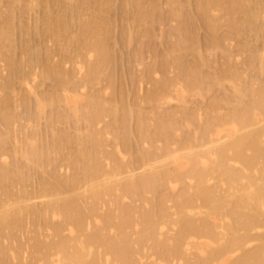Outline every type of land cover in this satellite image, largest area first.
I'll return each mask as SVG.
<instances>
[{"label":"bare ground","instance_id":"bare-ground-1","mask_svg":"<svg viewBox=\"0 0 264 264\" xmlns=\"http://www.w3.org/2000/svg\"><path fill=\"white\" fill-rule=\"evenodd\" d=\"M191 1L166 0L164 11L163 0H0V264H264V0ZM116 3L120 40L139 41L130 60L144 65L126 96L150 82V110L127 103L111 77ZM172 20L164 52L149 47L144 64L143 38ZM236 38L249 52L241 67ZM102 74L110 99L92 89ZM189 96L203 99L187 108ZM34 175L33 191L20 185ZM27 225L24 248L15 232Z\"/></svg>","mask_w":264,"mask_h":264},{"label":"rangeland","instance_id":"rangeland-1","mask_svg":"<svg viewBox=\"0 0 264 264\" xmlns=\"http://www.w3.org/2000/svg\"><path fill=\"white\" fill-rule=\"evenodd\" d=\"M117 1H119V0H117ZM116 0H115V2H117ZM164 2V4L162 5L163 6V10L165 11V9H168V6H167V4H165V1L166 0H163ZM194 1V0H193ZM193 1H191V2H193ZM114 4V3H113ZM112 5V4H111ZM117 5V3L115 4V6L113 5L112 6V15H113V19L115 20V23H116V25H114L115 26V28L117 27V29L115 30L114 28V30H112V34L110 35L111 37H110V40H111V45H113V47H112V58L114 59H112V62L110 63L111 65H110V69H111V77H112V80H114V85L116 84V86L115 87H121L120 88V90L119 89H117L118 90V93H120L121 92V90H123L122 91V93H124L125 95V97L127 98V99H129L128 101H126L127 103L128 102H134V103H136V104H140L139 106H141L142 108H146L147 107V109H149L150 110V108H151V104H148L147 102H144V101H141V99L143 98V95L145 94V92L148 90V88H150V82L148 83V81L146 82H143L142 84H141V86L139 85V84H136V89L137 90H135V92H136V96L135 97H137V96H139V93H140V96L139 97H137V100H135V101H133V100H131L130 99V97H132V95L131 96H126V95H128V94H130L128 91H130L131 90V87H133V85H132V82H131V78L129 77L130 76V73L134 70L138 75L142 72V69L144 68V65H137L136 64V62H131V55L132 54H130V53H133V51L136 49V47L138 48V45H139V41L137 42L136 41V43L134 42L133 44H130V45H127V44H125V45H123V43L124 42H122V40H120V39H122L121 37H120V35L122 36V34H121V31H122V27H121V24H122V15H121V18H120V14H123L122 12H120L122 9H120V8H118V9H116L117 7H119L118 5H119V2H118V5ZM166 6V7H165ZM115 8V9H114ZM115 10H119L118 12H116ZM34 13H36V12H32L31 11V13L30 14H25V15H27V16H25L24 17V19H25V21H26V23H28L27 21H28V19L30 18V24L32 23V22H34V21H32V20H35L36 19V15L38 14V13H36V15L34 14ZM33 14H34V17H33ZM40 15V14H39ZM38 15V16H39ZM116 15V16H115ZM28 16H30V17H28ZM115 16V17H114ZM28 17V18H27ZM26 18H27V20H26ZM120 18V19H119ZM121 20V21H120ZM118 22H120V23H118ZM114 23V24H115ZM29 24V23H28ZM33 24V23H32ZM176 24V21L174 22V20H172V21H168L167 23H165V25L163 24V27H162V24H157V26H156V28L158 29V30H156L155 31V33H156V38H158V39H160V37L162 38V39H160V41L159 40H157L155 37L154 38H149V37H146V39L145 38H143L144 40V55L143 56H145L144 57V62H146V63H144V64H147V63H152L153 61H154V53L149 49V47L151 48H156V49H158L160 52H164V47L166 46L165 44V42H166V39L167 38H164V34L166 35L167 34V32L166 31H169L170 30V27H171V25L172 26H174ZM160 25V26H159ZM121 27V29H120V27ZM166 26H169V27H166ZM163 29V30H165V31H163V30H161V28ZM203 28V29H202ZM200 27L198 30H197V39H199V41L200 42H202L201 44H202V46L206 49V47L209 45V40L208 39H210V32H208L209 30H207L205 27ZM223 28V29H222ZM220 30H221V32L220 33H223V32H225L226 30H227V28L226 27H222ZM226 29V30H225ZM201 30H202V33H201ZM115 31H117V32H114ZM158 31H159V33H158ZM161 31V32H160ZM208 32V34H207V32ZM223 31V32H222ZM120 32V33H119ZM162 32H164L163 33V35H162ZM166 32V33H165ZM114 33V34H113ZM120 34V35H119ZM202 34V35H201ZM119 35V36H118ZM162 35V36H161ZM200 35V36H199ZM209 36V37H208ZM114 37V38H113ZM117 37V38H116ZM112 38V39H111ZM119 38V39H118ZM163 38L165 39V40H163ZM201 38H202V40H201ZM247 38H252L253 39V36H249V37H246V39ZM113 39H114V41H113ZM149 39V40H148ZM156 39V40H155ZM245 39V40H246ZM250 39H249V42H251L250 41ZM117 40H120L119 42L117 41ZM236 40H238V38H236L234 41H235V43H234V41L233 40H231L232 42H229L228 41V46L230 47V44H232V48L230 47V49L232 50L233 48V50L232 51H237V52H235V56H234V59H235V63L238 61L239 63L241 62L242 64H243V62L242 61H244V59L243 58H247L248 56L247 55H249V52H247V51H244V52H246V53H244L243 51H241V49H239V46H238V42L236 41ZM255 40V39H254ZM254 40H252V41H254ZM264 40V38L262 39V41ZM113 41V42H112ZM162 41H164V43L162 42ZM247 41H248V39H247ZM261 41V39L259 40V42ZM51 42V41H50ZM50 42H47V45L48 44H50ZM114 42H116V45H115V43ZM118 42V43H117ZM155 42V43H154ZM205 42V43H204ZM145 43H146V45H145ZM154 43V44H153ZM156 43H157V45H156ZM253 43H255L256 44V42L254 41ZM20 42L18 41V46L17 47H19L20 45ZM51 45H54L53 44V42H51V44L49 45V46H51ZM151 45V46H150ZM160 45H162V46H160ZM55 46V45H54ZM146 46V47H145ZM161 48H160V47ZM115 47V48H114ZM159 47V48H158ZM237 47V48H236ZM51 48H53V47H51ZM117 48V49H116ZM134 48V49H133ZM54 49V48H53ZM116 49V50H115ZM124 49V50H123ZM239 49V50H238ZM121 50V51H120ZM127 50V51H126ZM219 50L220 49H218V50H212V52L210 51V53H212V59H213V61H215L214 63H213V65H214V67H218V64H219V66L222 64V62L225 60V58H224V54H222V52H219ZM123 51V52H122ZM214 51H216L215 53H214ZM221 51V50H220ZM239 51V52H238ZM241 51V52H240ZM19 52V54H21L20 53V51H18ZM59 52V51H58ZM58 52H55L56 54H59ZM148 52V53H147ZM54 53V54H55ZM128 53V54H127ZM234 53V52H233ZM116 54V59L113 57V55H115ZM153 54V55H152ZM214 54H216V56L214 55ZM218 54V55H217ZM236 54H238V55H236ZM122 55H123V57H122ZM128 55V56H127ZM221 55V56H220ZM223 55V56H222ZM239 55H241V56H239ZM243 55V56H242ZM19 56H21V55H19ZM56 56V59L55 60H58V58H57V56L59 57L60 55H55ZM150 56V57H149ZM247 56V57H246ZM146 57H147V59H146ZM189 59L190 58H192V55L191 54H189L188 56H187ZM214 57H215V59H214ZM241 58V60L239 59V58ZM55 58V57H54ZM60 58V57H59ZM151 58V59H150ZM220 58V59H219ZM122 59H123V62H121L122 61ZM222 59V60H221ZM116 60V61H115ZM120 60V61H119ZM129 60V61H128ZM152 60V61H151ZM1 61V60H0ZM53 61H54V59H53ZM150 61V62H149ZM2 62V61H1ZM1 62H0V68L1 69H3V70H1L2 72H1V74L3 75L4 73L6 74L7 73V71H8V69L5 71V68H7V65H4L5 63H6V61H5V63H4V61L2 62V65H1ZM221 62V63H220ZM237 62V63H238ZM123 63V64H122ZM124 63H125V65H124ZM131 63V64H130ZM240 63V67L242 66V64ZM70 65V66H69ZM69 65H67V67L69 66L70 68H72V66H71V64H69ZM118 65V66H117ZM244 65V64H243ZM1 66H3V67H1ZM115 66V67H114ZM130 66V67H129ZM137 66L138 67H140V68H137ZM68 67V68H69ZM133 67H134V69H133ZM27 68H29V67H27ZM27 68H25V69H27ZM113 68V69H112ZM118 68V69H117ZM128 68V69H127ZM243 68V67H242ZM245 68V67H244ZM30 69V68H29ZM28 69V70H29ZM115 69V70H114ZM133 69V70H132ZM136 69V70H135ZM138 69V70H137ZM27 70V71H28ZM122 70V71H121ZM130 70V71H129ZM171 70V71H170ZM169 70V76L171 75V73H172V75L171 76H173V75H175V71L173 70V69H170ZM113 71V72H112ZM116 71V72H115ZM127 71V72H126ZM139 73H138V72ZM174 71V72H173ZM120 72V73H119ZM126 73V74H125ZM174 73V74H173ZM0 74V75H1ZM7 74H9V72L7 73ZM7 74L5 75L6 77H7ZM161 74V75H160ZM102 75H104V74H102ZM125 75V76H124ZM123 76V77H122ZM163 75H162V73H159V74H157V76H155L156 78L155 79H159L160 77H162ZM264 76V75H263ZM0 77H2V76H0ZM5 77V78H6ZM103 77V78H102ZM105 77H107V75L105 74L104 76H101V78H100V82L99 83H97V85L98 86H96V84L93 86V90H94V88L95 87H97V88H95V90L94 91H96V89L97 90H100V89H102L103 90V88H104V91H107V92H104V94H105V96H107V99L109 98V97H111L110 96V93L112 94V92H111V89L109 88H107V90H105L106 88L105 87H108L107 85H109L108 83H109V78L107 77V78H105ZM3 78V77H2ZM123 78H125V79H123ZM127 78V79H126ZM4 79V78H3ZM3 79H0V80H2L3 81ZM108 80V81H106V80ZM102 80L105 82H102ZM122 80V81H121ZM124 80H126L125 82H124ZM128 80H130V81H128ZM119 81V82H118ZM1 82V81H0ZM106 82H107V84H106ZM48 83H49V85H48ZM41 85H42V82L40 83ZM43 84H44V82H43ZM46 84V87L44 86ZM45 84L42 86V88H41V86L40 87H38L39 89H38V91L41 89V91H42V89L44 90V89H50V87L52 86V82L51 81H45ZM50 84H51V86H50ZM101 84V85H100ZM145 84H147V85H145ZM149 84V85H148ZM227 84H229V83H227ZM104 85V86H103ZM125 85H126V87H125ZM48 86V87H47ZM140 86V88L142 89L141 91L142 92H140V90L138 89V87ZM149 86V87H148ZM228 86H230V85H228ZM44 87V88H43ZM126 88V89H125ZM134 89V88H133ZM128 92V94H127V92ZM139 92V93H138ZM116 93H117V91H116ZM142 93H144V94H142ZM1 95H2V93H1ZM190 97V96H189ZM18 98V97H17ZM125 98V100H127ZM191 98V97H190ZM190 98H188V100L187 101H189L187 104L186 103H183V104H185V105H187V108H190V107H195L194 105H196V104H200V101L202 102V99L203 98H201L200 96H194V97H192L191 99H192V101H191V99ZM197 98V99H196ZM110 99V98H109ZM133 99V98H132ZM200 99V100H199ZM131 100V101H130ZM197 100H199V101H197ZM138 101V102H137ZM195 101H197L196 103H195ZM204 102H205V100H204ZM176 104V103H175ZM175 104L174 103H169V104H166V105H164V106H162L163 108H166L167 109V107L168 108H172V107H174L175 106ZM182 104V106L180 105V104H176V105H180L182 108H184V107H186L185 105H183ZM199 104L197 105V106H199ZM148 105V106H147ZM169 105V106H168ZM172 105V106H171ZM203 105V104H202ZM150 106V107H149ZM188 106H190V107H188ZM196 106V107H197ZM201 106V105H200ZM179 107V106H178ZM177 107V108H178ZM18 108H20L19 110H18ZM22 108V109H21ZM24 108V109H23ZM175 108H176V106H175ZM165 109V110H166ZM225 108L223 107V109L221 110V111H223ZM24 110H25V107H24V105L21 107H19V104H17V106H16V112H18V113H20V116H21V114H22V116H25L26 115V113H22V112H24ZM49 110V109H48ZM164 110V109H163ZM181 110V109H180ZM183 110V109H182ZM20 111V112H19ZM148 111V110H147ZM149 113H148V116H149V114H152L151 113V111H148ZM17 113V114H18ZM25 114V115H24ZM19 115V114H18ZM179 115H181V111H180V113H178V116ZM152 116V115H151ZM150 117V116H149ZM151 118V117H150ZM108 119V120H107ZM106 120L107 121H109V117L107 118ZM111 119V118H110ZM21 122H20V121ZM44 120H46L44 117H43V119H42V121L41 120H39V122H40V126H41V128H42V124L41 123H43V125L45 124L44 122ZM105 120V121H106ZM22 121H23V123H26V122H24V120H21V119H19L18 118V121L17 122H15L14 123V125H15V127L17 128V130H15V129H13V133L11 134V135H13V134H15V137L16 136H18L19 138H21V135L19 134L20 133V130H21V128L23 129V126H22ZM19 122H20V125H18L19 124ZM106 122H104V124H105ZM63 124V125H62ZM71 124V125H70ZM103 124V123H102ZM25 125V124H24ZM27 128L28 129H31V125L32 124H30L29 125V123H27ZM46 125V124H45ZM20 126H22L21 128H19ZM60 126V127H59ZM64 126V127H63ZM71 129H69L68 127ZM74 125L72 124V123H67V122H63V123H59L58 124V127L57 128H60L61 129V127L64 129V128H68L72 133L71 134H73L74 135V133L73 132H78V131H75L77 128H75L76 126H74ZM102 126V125H101ZM71 127H73V128H71ZM14 128V127H13ZM44 128V127H43ZM42 128V129H43ZM74 129V130H73ZM82 129H83V127H82ZM65 130H67V129H65ZM78 130V129H77ZM69 131V132H70ZM18 132V133H17ZM111 136V135H110ZM11 138H14V136H12ZM19 138H17V139H19ZM113 137L111 136V139H112ZM133 138V137H132ZM15 140H16V138H14ZM12 140V141H15V140ZM111 139H109V141L111 140ZM113 141H114V139H112ZM111 140V141H112ZM11 141V142H12ZM110 141V142H111ZM110 142H109V144H110ZM13 143H15V142H13ZM12 143V144H13ZM114 144V143H113ZM112 144V145H113ZM111 145V146H112ZM113 146H115V145H113ZM110 147V146H109ZM108 147V148H109ZM113 148H115V147H113ZM110 149V148H109ZM128 157L130 158V155H128ZM129 158H127L126 160H128ZM130 160V159H129ZM48 169H50V167H47ZM46 168V169H47ZM64 170H66L68 173H69V170L67 169V167L66 166H64L63 167V169L61 168V170H60V173L61 174H67V172L66 171H64ZM138 172H139V170H138ZM40 174L39 175H41V172H39ZM45 176V175H44ZM34 177V178H33ZM31 179H28L26 182L28 183H26L25 181H23V182H25L26 183V185L24 184L23 185V182H22V184H20L21 186H24V188H25V186H29V187H26L29 191L30 190H34L33 188H35L36 186H35V184H36V182H35V180H36V177H35V175L33 176ZM34 179V180H33ZM33 181V182H32ZM31 183V184H30ZM18 184L16 183L15 184V186H16V188L14 189V191H17V188H20V185L19 186H17ZM33 186V187H32ZM35 186V187H34ZM14 188V187H13ZM39 198V201H37L38 199L37 198H35V201L34 200H32V199H34V198H31L30 200H29V203H36L37 204V202L38 203H40V202H42V199L45 201L47 198H43V197H38ZM41 200V201H40ZM34 201V202H33ZM127 201H129V199L128 200H126V202ZM113 207H115V206H113ZM29 219V218H28ZM28 221V220H27ZM30 221V220H29ZM26 224H29V223H26ZM30 224H31V222H30ZM34 226H32V225H27V227L25 226L24 228H23V230H25L26 229V232H28L29 234H24L25 233V231H23L22 230V232H20V234H19V232L17 231V232H15V234L17 235V236H19V237H17L15 234L12 236L13 238H14V236H16L17 238H15V239H17V241L18 242H20V241H22L23 242V245H24V248H26V245H28V244H26V243H24L25 241L27 242L28 240H29V245H31L32 243H33V241L31 240V238H29V239H27L28 237H29V235L30 236H32L33 235V232H29V231H34L35 230V228H33ZM32 228L34 229V230H32ZM46 231V236L48 235V234H50L51 232H49V233H47V231L48 230H45ZM21 234H23V235H21ZM27 235V236H26ZM51 236V235H50ZM11 237V238H12ZM21 237H24V239L22 240L21 239ZM9 239V241L11 240V241H13L12 243L14 244V242H16V244H17V241L16 240H13V239ZM20 238V239H19ZM49 239L50 238H53V236H51V237H48ZM8 241V239L5 241V242H7ZM8 241V242H9ZM10 241V242H11ZM10 242H9V244H10ZM21 242V243H22ZM11 243V244H12ZM8 244V243H7ZM8 244V245H9ZM10 244V246H12ZM15 245V244H14ZM14 247V246H13ZM26 253V252H25ZM28 253H26L25 254V256L27 255ZM38 254H40V253H38ZM36 255V256H38V257H40L42 254H40V255ZM28 256V255H27ZM14 262H17V261H14Z\"/></svg>","mask_w":264,"mask_h":264}]
</instances>
